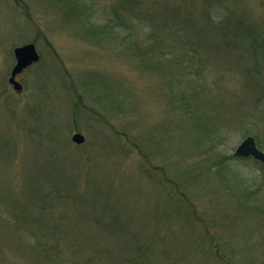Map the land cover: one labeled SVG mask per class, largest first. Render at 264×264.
I'll return each mask as SVG.
<instances>
[{"label":"rangeland","instance_id":"obj_1","mask_svg":"<svg viewBox=\"0 0 264 264\" xmlns=\"http://www.w3.org/2000/svg\"><path fill=\"white\" fill-rule=\"evenodd\" d=\"M125 1L0 0V264H264V167L230 161L252 128L262 132L264 151V76L247 74L236 56L179 38L172 39L176 46L157 47L150 68L140 64L132 51L160 43L163 15L122 27ZM131 1L152 15L153 8L179 6L194 27L203 25L194 11L209 6ZM228 4L264 22V0ZM208 8L215 23L228 17L223 6ZM83 20L92 32L76 23ZM27 43L40 61L16 77L23 86L17 93L8 83L13 50ZM204 56L213 61H200ZM153 62L163 68L153 71ZM188 107L198 124L187 121ZM183 122L196 126L187 140L183 126H174ZM74 133L84 144L72 142ZM220 156L240 180L248 178L241 190L227 192L215 178L212 164ZM198 173L180 193L194 202L203 228L187 202L176 199L174 185L156 178L188 183ZM114 217L123 222L119 240L98 223ZM158 234L165 243L154 241L143 261L124 248L123 239L148 242Z\"/></svg>","mask_w":264,"mask_h":264},{"label":"trees","instance_id":"obj_2","mask_svg":"<svg viewBox=\"0 0 264 264\" xmlns=\"http://www.w3.org/2000/svg\"><path fill=\"white\" fill-rule=\"evenodd\" d=\"M205 1L207 2V5H209L208 7H212L213 5H218L220 7L223 6L226 10H229L228 17L222 22L215 23L212 21V17L210 16V11H211L210 8L206 7V9L208 8L209 10L206 11V9H204L200 13L197 10H195L194 15L196 16L197 19H202L203 25L199 27H194V26L185 24L184 21L187 19L188 14L182 13L179 10L182 8H180L179 6H175L171 8L169 4L167 3L168 6L163 10H156L155 8H153L155 12L152 15L151 13H148V11L144 8L135 9V6H134L135 4L131 0H126L125 7H123V10L125 12V18L120 21V25L122 27H124L125 24L127 26L130 24L132 25L133 21H136L137 23H141V22L152 23L153 18L158 16V14L161 17L162 15L164 17V18L162 17L163 22L160 23L161 28L158 27V32L157 33L155 32L157 36L156 38L160 43L159 44H156L157 42L153 43L144 51L138 50V53L136 52L135 49L132 51V53H135V55H137L136 58H140L138 59V62L150 68V59L152 55L157 52L156 51L157 47L158 46L160 47V45L165 46L164 43H169V42L173 43V40H177L179 38L180 40L186 39L191 44H194L195 41H199L201 45L207 46L211 53L217 54L218 56L220 55V53L222 55L223 53L227 52V55H231L232 59L237 58V60L240 61L239 68L240 67L244 68L243 70H245L247 74L252 73L255 75V77L256 75H259V74L261 76H264V69H263L264 63L260 64V62H264V34H263V28H262V26H264V22H262L263 24L262 23L260 24L252 20L251 18L248 19L247 18L248 16H245L244 12L240 11V8L238 9L237 6H235L234 9L230 8L228 4L229 0H205ZM230 1H233V4L235 3V0H230ZM250 12H251V15H254L255 17L260 16V15L254 14L251 10ZM261 21H264L263 17H261ZM86 22L88 21L83 20V21H79L76 23H79L80 25L84 24L86 26L85 27L86 31L92 32L94 28L89 24L86 25L87 24ZM156 25H157V21H156ZM107 28L108 26L101 27V30L104 31V30H107ZM101 30L94 31L93 33L102 34ZM152 31H154V28ZM129 33H130V30H129ZM124 38L126 40L124 47L130 49L129 47L133 48L135 46V43H133L132 41V38H133L132 34H128ZM212 39H215V41ZM244 40H251L252 44L251 45L245 44L243 42ZM132 43L134 45H132ZM176 44H177L176 42L173 43L174 46H176ZM235 56L236 58H233ZM219 58L222 59L224 57H219ZM200 61L210 63L211 61H213V58H208L204 56L200 59ZM178 64H179L178 62L175 63V68H179L177 67ZM151 65L155 66L153 71L163 68V67H159L158 65L156 66L154 62L151 63ZM172 77H177V76H172ZM255 77H252L251 79L255 80ZM172 82L175 88L176 83L174 81ZM184 100L186 101L185 97H184ZM167 104L171 106L170 102ZM183 108H186V107H183ZM188 109L191 110V112L189 113V117H187V121H189L190 116H191V120L194 122V124H198L201 118H197L196 113L193 112L190 107H188ZM176 110H177V107H176ZM184 123L185 122H183L182 125L174 124V126L178 128L183 126L184 129H182L181 131L183 132V135L185 136L184 138H186V136L188 137L189 135L192 134V132H194V128H196V126L194 125L190 128L189 125H186ZM185 128L188 129L187 132H186L187 129ZM247 135H252L256 139L257 145L262 146V143H261L262 132H259L257 129L255 130V128H252L251 130L248 131ZM119 137L122 138L123 136L120 135ZM125 137L127 138L128 135H126ZM128 141L130 140L128 139ZM209 142L211 141L208 140V137H207L206 143H208V145H209ZM220 144L221 142L217 143V145H220ZM133 145H135L136 147L135 142H133ZM217 159L219 160L214 161V163L212 164V168H216L214 171V175H215V178L218 180V182L223 185V187L226 189L227 192L235 193L241 190V187L245 186V184L248 182V178H245L244 180H240L241 174L238 173V171H236L235 169H233L229 164H226L227 157L220 156ZM251 160L252 159L246 160V159H238L234 157L230 158V161L237 167L241 166L242 162H247ZM146 162H148V159H146ZM252 163L255 166H259L258 168L260 169L264 167V164L258 163L254 160H252ZM156 170L161 171V173L163 172L162 168H157ZM199 174L201 173H198L195 176L190 175L189 176L190 178L187 179L188 183H186V181L185 182L175 181L173 179H170L168 176L165 178L162 175L157 176V177L154 176V177L159 178L160 180H162L168 185L169 184L174 185L175 189L177 190L176 192L178 194V197L176 199H178L180 203L187 202L188 210L189 212H192V214L191 213L190 214L193 215V219H195L197 223H200L198 225L200 226L202 225V228H203L205 226L203 222L200 220L199 216L196 214V207H195L194 202L189 199V196L186 193L184 192L180 193V186L182 185L185 186L187 184L192 183L193 181L191 180L195 177H198ZM262 177H264V175H262ZM238 209H242V207L240 206V208ZM120 211H122V208H120ZM98 223L103 225L106 228L114 229L115 231L113 233H116L117 239L119 240V230H117V228L120 229L123 225V222L119 219V217H114V219L108 221L107 223H104V221L103 222L98 221ZM127 227H129V225ZM205 234L208 237V241L210 243H214V244L216 243L215 237H212L210 232L205 231ZM158 239L160 240L161 243H165L166 237L162 236L161 234H158L156 238L153 237L150 241L146 242L142 239L138 240L136 237L131 236L129 238L123 239V242H124L123 245H124V248H127L128 250L132 251V253L134 254L132 259L134 261L140 262V261H143L142 260L143 257L145 256L149 257V249L153 248L155 244L154 241ZM135 241H137V243ZM162 256L163 255L158 256L157 259L159 260V258ZM216 258L218 260H223V257L217 252H216Z\"/></svg>","mask_w":264,"mask_h":264},{"label":"water","instance_id":"obj_3","mask_svg":"<svg viewBox=\"0 0 264 264\" xmlns=\"http://www.w3.org/2000/svg\"><path fill=\"white\" fill-rule=\"evenodd\" d=\"M14 55L16 64L11 71L9 83L13 86L15 91L21 92L22 85L16 80V76L33 63L38 62L40 57L33 43H28L15 48ZM84 140V136L79 133L72 136V141L77 144H82ZM233 156L236 158L252 157L257 161L264 163V152L257 147L255 139L251 136L242 141V143L236 148Z\"/></svg>","mask_w":264,"mask_h":264}]
</instances>
